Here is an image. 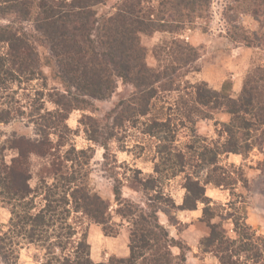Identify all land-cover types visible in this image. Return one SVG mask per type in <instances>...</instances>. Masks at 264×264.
Here are the masks:
<instances>
[{
	"label": "trees",
	"instance_id": "obj_1",
	"mask_svg": "<svg viewBox=\"0 0 264 264\" xmlns=\"http://www.w3.org/2000/svg\"><path fill=\"white\" fill-rule=\"evenodd\" d=\"M106 1L0 0V43L8 46L6 53L0 55V84L22 77L29 81L42 75L37 65L41 60L39 48L44 47L48 50L44 56L45 66L52 68L53 75L64 87L62 92L55 90L56 110L44 109L41 104L31 113L43 137L11 138L8 141L18 150V156L10 163L0 157V198L8 204L11 213L8 229L0 233V264H19L20 249L26 244L45 249V260L40 264H184V245L170 235L159 219V211L161 204L193 210L200 202L205 204L203 218L210 227L209 234L201 242L205 244V251L213 252L221 264H249L250 258L254 263L264 264L262 245L254 242L252 235L255 233H250L251 227L237 220V237L231 238L220 222H212L215 213L212 200L206 194L209 183L219 186L231 182L224 171L212 177L218 170L221 154L246 155L255 145L261 144L260 136L251 131L264 126L263 67L249 74L238 97L231 96L225 84L221 90L210 87L205 81L186 86L192 90L187 93L190 99L179 101L184 117L190 119L197 113L200 117L213 118L215 111L222 110L231 114V121L221 124L220 136L225 139L213 146L205 145L200 153L201 164L212 166L207 177L203 180L186 175V194L179 205L159 188L155 174L140 178L142 171L137 169L135 179L146 199L135 201L126 197L121 187L115 185L116 213L121 218L116 222L109 200L93 191L87 180L88 172L81 171L90 162L86 151L74 147L66 156L53 152L64 143L55 145L49 139V125L55 126L61 115L67 119L74 109L87 108L92 99L105 98L115 90L119 78L133 84L136 90L131 98H123L115 105L111 114L116 125L149 114L160 90L179 92L177 68H151L146 61L141 34L167 31L179 35L182 30L194 29L200 20L209 18L212 8V0H157L156 5L146 4L152 0H119L112 14L98 16L96 7ZM233 1L237 3L235 8L251 13L264 26V0ZM173 42H177L176 39ZM177 45L175 60L188 65L198 59L197 47L187 41ZM202 108H207V113ZM12 110L20 111L19 108L0 107V123L14 118ZM152 124L156 130L151 134L158 137L161 144L163 142L159 153L166 152L169 148L164 142L175 138V132L170 135L173 129L170 118L155 117ZM95 127L88 128L93 131L89 139L100 143L99 129ZM263 133L264 129L261 135ZM101 144L107 146L106 142ZM32 155L46 159L36 187L30 183ZM166 155L160 156V162L168 163L169 169L185 162L182 153L176 154L178 161L169 150ZM160 162L155 165L156 173L160 171ZM238 175L244 178L242 171ZM38 196L43 200L40 206L35 200ZM73 211L101 225L104 233L110 236L117 235L126 221L130 227L129 256L112 255L106 261L93 260L88 232L78 234L68 221ZM175 246L181 249L180 254L173 251Z\"/></svg>",
	"mask_w": 264,
	"mask_h": 264
},
{
	"label": "rangeland",
	"instance_id": "obj_2",
	"mask_svg": "<svg viewBox=\"0 0 264 264\" xmlns=\"http://www.w3.org/2000/svg\"><path fill=\"white\" fill-rule=\"evenodd\" d=\"M118 1L107 0L105 4L98 5L96 7L98 16L112 14ZM156 3L157 0L146 1L147 5ZM235 5L237 6V3L233 0H212L209 18L200 20L194 29L182 30L179 35L167 31L141 34V42L146 48L147 64L155 70L176 67V83L181 86L179 92L160 90L154 100V106L146 116L134 117L121 125L114 124L111 112L115 105L123 98H131L136 90L133 84L119 78L115 90L105 98L92 99L87 108L74 109L67 119L61 115L55 126L49 125L47 130L49 139L55 145L64 143L60 148L53 149L55 155L66 156L74 147L78 151H86L90 162L83 166L81 171L88 172L87 180L93 191L111 203L110 212L114 221H121L116 213L117 204L113 190L115 185L121 187L126 197L135 201L146 199L145 194L139 189L142 187H139L135 179L137 169L142 171L139 174L140 178L149 173L155 174L159 188L170 195L176 205L181 204L185 197L184 185L187 174L203 180L209 174L212 166L205 167L201 164L200 153L205 145L213 146V143L225 139L220 136L221 124L230 122L231 114L219 110L213 113V118H206L193 113L189 119L181 113L183 108L180 107L179 101L190 99L187 93L192 89L186 86L199 81H205L217 90H221L225 84L231 96L238 97L249 74L259 66L264 68V26L254 15L241 12ZM175 39L177 42L174 43ZM186 41L197 47L199 53L196 61L183 65L179 60H175V53L177 44H184ZM7 48V45L0 43V55H4ZM39 49L41 60L38 61L37 69H42V75H37L29 81L22 77L21 80H7L0 84V107L20 109L12 110L13 119L0 123V157L8 163L18 156V150L12 148L8 140L17 136L33 139L43 137L39 134V126L32 121L34 116L31 113H35L36 107L41 104L44 109L56 110L58 107L53 102L57 97L56 91L62 92L64 89L62 81L53 75L52 68L45 66L44 56L48 50L44 47ZM202 109L207 113V108ZM62 114L66 115V112L63 111ZM155 117L170 118L172 128L175 129L171 130L170 135L175 132V138L164 144H168V150L176 161L179 159L176 154L184 155V165L169 169L168 163L160 162V156L167 157L168 150L159 153V147L163 142L161 144L159 138L151 134L156 130L152 124ZM93 126L99 129L97 135L100 143L89 139L93 131H89L88 128L93 129ZM263 129L264 126L257 131H251L252 134L256 132L260 136L261 144L255 145L246 155L229 153L218 157V170L212 173V177L224 171L231 182L219 186L209 183L206 185V194L212 200L211 205L215 213L212 222H220L231 238L237 237L235 231L237 220L239 223L241 221L247 223L251 227L250 233H255L252 235L254 242L262 245L264 259V133L261 135ZM109 132L113 134L109 135ZM102 142H106L107 146L102 145ZM49 159L52 157L49 156ZM30 160L32 172L30 183L32 187H36L41 167L46 163V159L32 155ZM157 162H160L158 173L155 171ZM75 169L78 167L75 166ZM239 171L243 172V179L239 177ZM49 181L52 182V179ZM35 200L38 206L43 204L42 196L36 197ZM204 206L205 204L200 202L198 212L194 213L182 211L177 208L178 206L161 204L159 219L168 228L170 235L183 243L186 254L184 264H221L219 258L213 252L205 251V244L201 243L210 232L208 222L203 218ZM10 216L8 204L0 198V233L8 229ZM68 221L76 227L78 234L86 230L89 236L93 225H97L104 233L101 225L91 222L81 212L73 211ZM113 237L118 238L112 239L108 244L100 240L96 244L101 249L104 247L103 251H110L114 247L119 250L125 248L130 237V227L126 221L120 232ZM173 251L176 254L181 253L177 246ZM45 252L44 248L36 244H26L20 249L19 264H40L45 260ZM108 259L110 257L106 258ZM249 264L258 263H254L250 258Z\"/></svg>",
	"mask_w": 264,
	"mask_h": 264
},
{
	"label": "crops",
	"instance_id": "obj_3",
	"mask_svg": "<svg viewBox=\"0 0 264 264\" xmlns=\"http://www.w3.org/2000/svg\"><path fill=\"white\" fill-rule=\"evenodd\" d=\"M183 211V210H182ZM184 211H188V212H198L197 209H193V210H184ZM89 243L91 245V257L93 260L95 261H106L107 257H110L112 255H115L117 257H128L130 254V247H129V238L126 241V246L125 248L119 250L117 248L114 247V249L110 250V251H103L104 247H101L99 245L96 244V242H98L99 240L105 244L110 243L112 239H116L118 237H113L110 235H106L105 233L101 232V229H99V227L97 225H93L90 228V232H89ZM96 240V241H95ZM117 243V247H118V241ZM103 245V244H102Z\"/></svg>",
	"mask_w": 264,
	"mask_h": 264
}]
</instances>
